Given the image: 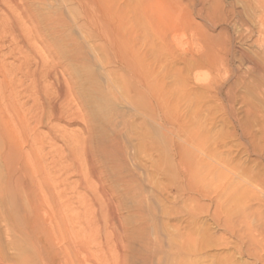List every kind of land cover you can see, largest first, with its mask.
Listing matches in <instances>:
<instances>
[{
	"label": "rangeland",
	"instance_id": "374dc122",
	"mask_svg": "<svg viewBox=\"0 0 264 264\" xmlns=\"http://www.w3.org/2000/svg\"><path fill=\"white\" fill-rule=\"evenodd\" d=\"M8 1L10 2V0H5V4L2 0L0 1V31L3 26L7 29L0 32V121L5 126L10 125L8 128L12 129L15 135L23 134L18 127L16 113H19V117L25 116L32 103L39 106L43 102L42 97L45 91L50 97L53 95L55 97L54 91L57 84L70 87V97L68 96L66 103L71 104L80 114L82 113L81 120L72 121L70 119L71 124L51 120L48 126L55 130L52 138L47 125L37 126L36 135L30 133L27 144L22 145L28 159V168L33 176L38 179L41 173L47 177L53 190L52 193L55 192L53 194L55 198L59 194L58 191L64 194L63 197L54 200L60 209L56 208L50 199H47L50 202H44L46 205L44 204L45 207L43 206L39 213V217L43 214L40 219L46 220L43 221L42 227L45 226L46 232L54 234L50 235L52 242L54 240V247L56 245V248L64 250L66 243L81 238L88 243L90 249L99 246L98 259H100H97L98 262L114 264V261L116 263L119 258L117 257L119 253L124 257L127 254L126 259L131 257L130 247L134 246L133 249L138 247L136 242L132 241L135 235L132 233H137L139 229L135 227L142 225L140 228L146 238L151 241H148L151 243H149V251L154 252V254H149V256L152 255L151 258L149 257V261L144 264H174L177 253L179 257L177 260H181L182 256L183 264L185 262V264H194L193 260L190 261L193 257L195 264H250L252 258H249L247 254H238L234 247L236 240L224 226V220L226 216L228 217L227 212L224 211L225 208H220L217 212L220 222L214 219L215 193L219 186L225 183L226 178L222 175L223 179L221 176L218 177L213 167L207 163L196 164L197 158L200 157L196 146H198V131H201L202 123L205 125L203 134L206 149L212 147L210 140L225 138L230 133L229 126L221 117V111H217L220 110L217 108L219 107L218 99L213 97V92L203 91L196 82V35L187 30L177 31L182 48L168 50L148 30L145 18L133 16L135 17L133 22H137L135 23L137 32L134 43L138 48L133 51L134 66L131 75L112 60L113 53L108 42L111 28H108V25L91 24L90 19L82 14L84 2L16 0L20 9L14 10L13 4ZM178 1L183 4L188 3L185 2L186 0ZM129 3L133 5L134 2L131 0ZM192 18L199 22L196 16L192 15ZM13 21L17 23V27L9 29ZM217 30L215 29L214 33ZM137 78H145L154 85H158L159 82L162 84L165 91L163 97L165 113L168 109L165 114L168 123L164 125V128L158 124L156 118L150 117V114L142 110L145 98H142V94L132 91L129 84L135 82ZM237 94L244 104L256 109L260 108L263 94L261 88L250 84L239 89ZM253 116L250 117V123L256 131L259 120L255 115ZM212 117L215 122L210 121ZM81 122L85 123L87 128L82 134ZM175 127H178V131ZM66 138L71 143H66ZM83 139L84 146H87L86 148L92 155L90 163L96 174L94 179L90 177L88 180H91L90 182L95 186L99 179L112 197L114 210H116L114 211L116 222L113 224L104 222L106 213L101 206L99 196L97 194L93 196L91 189L85 192L76 187L74 171L71 173L69 170V175L60 171L58 177L57 170H54L66 164L62 158L63 152L65 153L71 144L80 143ZM101 139L114 141L116 148L121 149V158L118 160L105 159L100 155L97 151L98 141ZM226 140L225 146L214 150L217 155L220 154L218 156L221 159L227 160L225 162L229 165L246 166L261 174V166L244 159L240 148H236L235 140ZM173 145L180 148L181 152L185 151L182 153L185 154L182 155L183 162L184 157L188 156L187 164L194 163V166L192 164L187 166L186 162L183 163L190 174L185 173L182 176L184 178H179V180L173 168L176 160H174L176 157L172 155V152H175ZM172 148L174 149L171 150ZM188 152L193 154L194 161L192 158L189 159L192 154L186 156ZM74 156L75 161L85 163L80 155L75 154ZM226 163L223 166L227 165ZM84 165L87 167L83 166L85 167L84 173H88V165L86 163ZM114 172L117 175H114ZM62 174L68 179H62L65 177ZM125 174H130L132 177ZM86 176L89 178L88 174ZM120 178L122 180H119ZM128 179L129 181L132 179V182L130 183ZM119 181H125L127 184ZM181 186L183 189L180 188ZM262 187L264 188V181ZM193 188L195 191L192 190ZM226 190L225 188L222 193L225 194ZM176 191L181 194H175ZM40 194L48 197L46 191ZM177 194L179 196L176 197ZM91 199L95 200L94 205H91ZM93 215L94 218L97 216V219L95 218L98 220L97 224H87L85 218L93 220L91 218ZM58 216L62 217L61 221ZM55 218L59 220L58 228L54 227ZM109 237L111 241L107 243L105 238ZM119 239L120 242H118ZM15 241L17 240L13 234L6 230L0 211V259L3 264H16L22 250L27 246L26 241L22 242V247L26 245L22 249L21 244ZM91 241L93 243H89ZM113 241H116L115 246ZM127 241L130 243L128 244ZM120 243L122 250L118 251L117 248H121ZM108 246L112 248L107 249ZM180 250L183 251V255ZM63 264H71V260L65 258Z\"/></svg>",
	"mask_w": 264,
	"mask_h": 264
},
{
	"label": "bare ground",
	"instance_id": "6f19581e",
	"mask_svg": "<svg viewBox=\"0 0 264 264\" xmlns=\"http://www.w3.org/2000/svg\"><path fill=\"white\" fill-rule=\"evenodd\" d=\"M4 1L5 0H2V3H4ZM74 1L77 3L84 2V7L82 9L84 11L82 14L90 19L91 24L94 23L96 26L108 25V28H111V35L110 37L108 36V42L110 50L113 53L112 60L120 68H123L131 75L133 74L134 66V60L132 59L133 51L138 48L137 44L134 43L135 33L137 32V25H135V23L137 22H133V19L135 18L133 16H136V18L140 16L145 18L148 30L151 31L155 38L160 41L161 45L168 50L182 48V43L178 38L177 31L187 30L191 31L193 35H196V82H198V86L201 87L203 91L208 90L214 93L213 97H216L219 101V107L217 108H220V110L217 111H221L220 113H222V119L230 128V133L227 134L225 138H213L212 141L210 140L212 147L210 149H206V147H204L206 146V141L204 139L205 135L203 134V132L205 133V125L202 123L200 126L201 131H198V146H196L198 147V156L200 157L197 158L196 164L200 163L204 165V163H207L209 166L213 167V170L217 173L216 175L218 177L222 175L226 178V180L224 179L225 183L223 182L224 184L220 185L218 191H216L215 197L211 194L215 201L214 219L217 222H220L217 212L220 208H225L224 211L227 212L228 217L226 216L224 220V226L227 230H229L228 232H230V235L236 240L234 241L235 250L238 254H247L250 256L249 258H252V262L250 264H264V188L262 187V182L264 181V0H186L185 2H188L187 4H183L178 0H132L134 2L133 5L129 3L131 0ZM10 2L13 4L12 7L14 10L20 9L16 0H10ZM10 2L8 1V3ZM192 15L196 16L199 22L196 20L195 22ZM13 22L14 23H12V25L10 24L11 27H8L9 29L17 27V23L15 21ZM1 29L5 30L6 27L3 26ZM215 29L218 30L214 33ZM129 84L132 91L134 90V92L142 94L143 97H141L145 98L142 110L150 114V117L154 119L156 118L158 120V124L164 128V125L168 123L166 122L167 119L165 116L168 109L165 113L166 108L163 98L165 91L162 84L159 82L158 85H154L145 78H137L135 82L133 81ZM250 84L254 87L261 88L263 91L260 108L256 109L253 106L251 107L250 105L244 104L242 98L237 94L239 89L247 87ZM69 88L67 85L63 87V85L60 86L57 84L54 91V94H56L55 97L54 95L50 97L45 91L43 92L44 97H42L43 102L39 106L32 103L25 116L19 117V113H16L17 119H15L18 121L20 132L23 133L21 135H15V132L8 128L10 125L5 126L3 125V122L0 121V211L2 213L6 230L13 234L17 240L15 242H19L21 247L22 242L26 241L27 244V246L25 245V249V246L22 247L24 250H22L20 256L18 257L19 260L16 264H63L65 258H69L71 260V264H101L100 261L98 262L100 259H98V252L100 251L99 246L97 247L94 245L95 250L93 247L90 249L88 243L81 240V238L71 240L70 243H66L64 250H60L58 247L56 248V245L54 247V240L52 242V238L50 236L54 234L46 232L47 230L45 231L44 229L45 226L44 228L42 227V224L44 223L43 221L46 220L40 219L43 214L39 217V213L43 209L44 204L46 202H50L47 199H50L55 204L54 200L56 198L58 200L63 197L64 194L61 191H58L59 194L56 195L57 197L55 198L53 196L55 192L52 193L53 190L51 189L49 179L41 173V177L38 179L33 176L32 172L28 168V159L26 158V154L22 148L23 144H27L30 133L34 136L36 135L35 128L37 126H42L43 124L48 126V123L51 120L70 123L71 120L74 121L81 118L82 113L80 114L74 107H72L71 104L66 103V99L70 97ZM253 115H255L259 120V126L257 127L258 130H256L257 132L253 130L250 123V117H254ZM210 121L215 122V119L213 118ZM81 123L80 127L82 134L86 132L87 128L84 125L85 123ZM47 129L49 130L51 138L54 137L55 130L50 126H48ZM165 130L167 131L168 129L165 127ZM176 130L178 131V127ZM226 139L235 140V144L237 146L236 148H240L239 150L241 151L244 159H248L250 162H254L256 165L261 166V174L257 170L253 171L251 168H247L244 165V167L229 165V163L225 162L227 160H223V158L221 159L218 156L220 154L217 155L214 150L220 146H225L227 143ZM67 142L69 143L70 141L67 139L66 143ZM84 142L85 141L83 139L80 143L77 142V144H71L72 146L70 145L67 148V151L65 153L63 152V155L61 153L62 158L66 161V164H62L63 166L54 170H57L58 177L60 176V171L65 175L69 173V170H71V173L74 171L73 173L76 177V187L85 192L91 189L93 196H96L97 194V196H99L98 198L100 199L101 206L104 208L106 213V220L104 222H107V224H113L116 222L114 212L116 210H114L115 206L113 204L112 197L109 195L108 191H106L104 184L99 179H97V184L95 186L90 182L91 180H88L90 177L95 178L96 174L94 167L90 163L92 155L89 153L88 148H86L87 146H84ZM115 144L116 143L112 140L101 139L98 141L99 146L97 152H99L105 159L118 160L121 158V149L119 150L116 148ZM176 145L181 147V145ZM174 148L175 152L173 151L174 153L172 152V155L176 158L172 157L176 160L173 168H175L174 170L179 180V178H184L182 176H184L185 173L190 174L187 172L189 170L186 171L183 163L189 161L187 160V154H190L189 156H191L192 153H186L187 157H184L186 160L183 159V162L182 155L185 154L182 153H185V151L181 152L180 148L176 146ZM30 149L32 150V148ZM75 154L76 156L78 154L80 157H83L86 165H88V173H84V168L86 167L84 165L85 163L83 164L80 161L77 162V160H74L73 157H75ZM193 157L194 156L192 154V157L189 159L192 158V161H194L195 159ZM83 159H81V161H83ZM67 161L69 162L67 163ZM110 162L112 163L113 161ZM187 163L188 162H186V164ZM224 163L227 165L223 166ZM190 164L193 165L194 163H189L187 166ZM193 166L192 168H194ZM115 173L116 172H114V175H117ZM64 174L62 175L65 176ZM87 174L89 178L86 176ZM128 176L132 177L130 174ZM64 178L67 177H62V179ZM121 178H123V176H121ZM121 178L119 180H122ZM130 181L132 182V179ZM189 185L191 186V184ZM180 188H182V186ZM194 188L192 190H194ZM225 188L228 192L226 190L224 192L225 194H223L222 192ZM188 189L189 188L187 187V190ZM44 191L48 194L47 198L44 194H40V192L43 193ZM194 191L191 192L194 193ZM176 193H179V191H176L175 194ZM181 193L183 194L182 190ZM177 196L179 195L177 194L176 197ZM94 204L95 200L91 199V205ZM138 204L139 203H137V205ZM55 206L60 209L57 203ZM202 206L206 207L205 205ZM140 209L137 210L139 211ZM43 211L45 212V210ZM44 216L46 217V215ZM49 216L51 217L50 214ZM54 217H52V219ZM58 218L61 221L62 217L58 216ZM91 218H93V220L85 218V222L91 225L97 224V218L95 219L94 215ZM52 219L49 220L52 221ZM53 221L54 227L56 226L58 228L57 225L59 220L55 218ZM118 224L122 225L121 223ZM141 226L135 227L139 229L137 233H132V235L135 234L132 241L136 242L138 247L136 249H133L134 246L133 248L132 246L130 249L128 248L131 257L129 259L127 258V260L125 258L127 255L126 252H124V254H126L124 257L116 251L120 255L116 253L119 258L116 263L114 261V264H144L149 261V257L152 256H149V254H154L152 250L149 251V243L151 241L146 238L142 228H140ZM97 237L100 239L98 235ZM105 239H107V243L108 241H111L110 237ZM182 239H184L183 236ZM129 241H127L128 244L130 243ZM114 242L116 243V241H113V243ZM118 242H120V239ZM89 243L93 242L91 241ZM115 243L113 244L114 246ZM109 247L111 246H108L107 249H109ZM116 247L119 246L116 245ZM120 247L121 248H117L118 251L120 249L122 250V245ZM181 250L180 253L182 254L183 251L181 252ZM176 255V259L174 258L176 260H174V264H183L181 261L183 260V258H181L182 256L180 257L181 260H177L179 257ZM129 256L130 255H128V257ZM190 261L194 264L196 262L194 261V257L191 258ZM0 264H3L1 259Z\"/></svg>",
	"mask_w": 264,
	"mask_h": 264
}]
</instances>
